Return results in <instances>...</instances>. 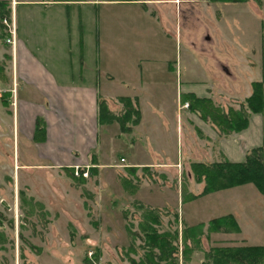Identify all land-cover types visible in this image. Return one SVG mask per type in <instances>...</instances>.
<instances>
[{
  "label": "crops",
  "instance_id": "crops-1",
  "mask_svg": "<svg viewBox=\"0 0 264 264\" xmlns=\"http://www.w3.org/2000/svg\"><path fill=\"white\" fill-rule=\"evenodd\" d=\"M201 1L0 0V173L10 178L5 187H21V174L66 171L76 179L75 165L86 164L95 171L110 167L117 145L132 149L130 157L121 154L129 170L161 168L172 178L190 164L188 182L201 189L188 193H201L205 182L195 179L191 163L219 161L218 155L228 159L227 138L236 141L248 129L221 135L213 122L185 106L189 95L220 105L219 82L192 85L196 68L177 51L184 44L205 57L198 41L210 39V34L196 26L195 17ZM208 1L213 11L230 3H250ZM4 19L15 27L12 42L7 41L11 34ZM213 20L219 26V18ZM141 60L146 67H140ZM121 97H129L140 112L130 131H123L117 120L101 119L99 101L120 116L126 109ZM39 118L45 131L37 138ZM113 125L120 131L110 138L105 130ZM262 139L232 145L234 154L245 158ZM203 196L185 201L182 191L179 204ZM185 210L188 219L201 221L196 208Z\"/></svg>",
  "mask_w": 264,
  "mask_h": 264
},
{
  "label": "rangeland",
  "instance_id": "rangeland-1",
  "mask_svg": "<svg viewBox=\"0 0 264 264\" xmlns=\"http://www.w3.org/2000/svg\"><path fill=\"white\" fill-rule=\"evenodd\" d=\"M198 3L202 5L195 13L196 26L210 34V39L205 36L198 41L203 44L205 57L184 44L178 45L177 51L186 54L189 64L196 68L192 85L206 87L218 81L216 103L240 110L254 80H262L264 87V0L230 3L221 11L209 10L207 4L212 2L208 0ZM215 17L220 20L219 26ZM140 63L141 68L147 66L145 61ZM249 116L248 129L241 131L236 141L227 138L228 159L244 158L234 154L233 146H246L264 136V114L251 112ZM105 131L113 138L120 130L113 125ZM110 144L106 147L111 155ZM115 150L113 166L95 171V167L81 165L87 175L73 171L76 179L66 171L21 174V187L13 189L5 187L10 178L0 173V264H132V259L142 260L147 250L139 230L143 206L160 209L161 231H180L184 225L229 212L237 215L240 231L212 232L208 236L205 231L200 249L193 254L187 252L185 259L180 236L179 264H213L205 253L214 246L264 242L263 196L254 184L213 191L198 201L180 205L179 192L187 196L190 190L201 189L188 182L190 164L183 165L180 174H171L172 178L161 168H143L133 174L121 156L130 157L132 149L116 145ZM218 157L223 158L218 155L215 159ZM186 207L196 208L201 221L188 219Z\"/></svg>",
  "mask_w": 264,
  "mask_h": 264
},
{
  "label": "trees",
  "instance_id": "trees-1",
  "mask_svg": "<svg viewBox=\"0 0 264 264\" xmlns=\"http://www.w3.org/2000/svg\"><path fill=\"white\" fill-rule=\"evenodd\" d=\"M246 1V0H225ZM261 3L262 0H256ZM125 104V112L116 116L108 109L104 100L99 101L101 119L107 122L119 121L123 131H130L131 125L138 123L140 112L133 105L129 97H121ZM189 105L204 119L213 122L221 135L238 132L249 125L251 112L264 114V87L262 80L252 82V93L246 98L240 110L229 107L227 110L220 105H215L209 98H200L189 95ZM45 125L42 119L37 120V138L44 135ZM191 169L197 181L204 180L205 185L201 193L188 194L184 200H192L213 191L226 189L238 185L252 183L261 192L264 200V136L261 145L249 149L241 161L222 159L211 163L192 162ZM74 171V169H73ZM133 171V170H131ZM134 172V171H133ZM77 178L74 173H72ZM83 178V177H81ZM134 192V191H133ZM24 193V192H21ZM142 205V204H141ZM142 207V206H141ZM264 208V207H263ZM142 221L139 230L147 247L145 258L132 259V264H179V237L181 236L183 248L182 256L187 258V252H196L200 249V237L208 231L212 232H238L240 225L231 213L213 217L208 222H199L194 225H184L180 231H161L160 209L151 206H143ZM206 226V229H204ZM191 240V244H189ZM211 257L213 264H264V244H249L242 246H214L205 253Z\"/></svg>",
  "mask_w": 264,
  "mask_h": 264
},
{
  "label": "built area",
  "instance_id": "built-area-1",
  "mask_svg": "<svg viewBox=\"0 0 264 264\" xmlns=\"http://www.w3.org/2000/svg\"><path fill=\"white\" fill-rule=\"evenodd\" d=\"M4 21V23L9 27V23H8V21L6 20V19H4L3 20ZM8 30H9V32H10V34H11V37L10 38H7V41H9V42H12V41H14V33H15V27L13 26V25H11L9 28H8ZM185 106H188V103H186L185 104ZM122 160L124 161L125 160V158H122ZM88 167V166H87ZM74 173L76 174V175H87V170H85V169H82L81 168V165H75L74 166ZM15 264H20L19 263V261H17Z\"/></svg>",
  "mask_w": 264,
  "mask_h": 264
}]
</instances>
